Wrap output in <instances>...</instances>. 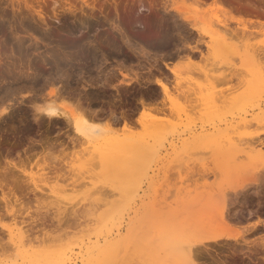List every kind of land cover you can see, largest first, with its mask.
<instances>
[{"label":"rangeland","instance_id":"374dc122","mask_svg":"<svg viewBox=\"0 0 264 264\" xmlns=\"http://www.w3.org/2000/svg\"><path fill=\"white\" fill-rule=\"evenodd\" d=\"M212 5L0 0V264H254L214 214L263 241L264 17Z\"/></svg>","mask_w":264,"mask_h":264},{"label":"bare ground","instance_id":"6f19581e","mask_svg":"<svg viewBox=\"0 0 264 264\" xmlns=\"http://www.w3.org/2000/svg\"><path fill=\"white\" fill-rule=\"evenodd\" d=\"M52 1V0H51ZM76 1V0H75ZM84 1V0H83ZM88 1V0H87ZM197 2H203L204 0H195ZM43 2V1H42ZM71 2V1H70ZM79 2V1H78ZM86 2V0H85ZM92 2V1H91ZM57 3V2H56ZM90 4V3H89ZM213 4L212 6L218 8V9H221L223 11H226L229 13V15H231V11H239V12H243V13H249V14H256L255 16H261V17H264V0H213ZM95 5H91L92 9L94 8ZM102 6L104 7V5H98V7H95L97 9H102ZM140 8L139 10H149L148 8H146L144 5H139ZM20 7V6H19ZM18 7V8H19ZM26 7V6H25ZM31 7V6H30ZM33 7V6H32ZM41 7V6H40ZM55 7V6H54ZM117 5H115V10L117 12ZM33 9V8H32ZM37 9V8H36ZM105 9V8H103ZM56 11V10H55ZM41 12V11H40ZM105 12V11H104ZM33 13V12H32ZM77 13V12H76ZM103 13V11H102ZM39 16H41V13H37ZM38 16V17H39ZM74 16V15H73ZM54 17V16H53ZM41 18V17H40ZM57 18V17H56ZM183 20H190L191 21V18L188 17V16H185ZM223 22V21H222ZM227 23V22H226ZM193 29H196V30H199L196 25L193 24L192 26ZM169 29V28H168ZM161 38V37H160ZM148 40V39H147ZM164 41V40H163ZM160 42V41H159ZM125 43V42H124ZM134 43V42H133ZM99 44V43H98ZM162 44V43H161ZM176 44V43H175ZM100 45V44H99ZM126 45V44H125ZM163 45V44H162ZM98 46V45H97ZM101 46V45H100ZM102 47V46H101ZM100 47V48H101ZM184 47V46H183ZM99 48V47H98ZM161 48V47H160ZM179 49V48H178ZM193 49V48H192ZM195 49V48H194ZM198 49V48H196ZM142 51V50H141ZM72 55V54H71ZM70 55V56H71ZM85 55V54H84ZM83 55V56H84ZM103 56V55H102ZM156 57V56H155ZM73 58V57H72ZM70 59V58H69ZM93 59V58H92ZM77 62V61H76ZM122 65V64H121ZM166 67L168 69L171 70L172 73H175V67H170V66H167ZM6 73V72H5ZM9 74V72H8ZM139 75V74H138ZM5 76V75H4ZM16 79V78H15ZM143 81V80H142ZM156 83L158 86L161 87L163 93H167L169 92V88H168V85L166 84L165 81H163V79L161 78H157L156 79ZM53 92V91H51ZM57 92V91H56ZM141 92V91H140ZM94 93V92H93ZM128 93V92H127ZM169 94V93H168ZM167 95V94H166ZM81 96V95H80ZM86 96V95H85ZM93 96V95H92ZM96 96V95H95ZM89 97V95H88ZM94 98V97H93ZM123 98V97H122ZM89 99V98H87ZM141 99V98H140ZM90 100V99H89ZM138 100V99H137ZM78 101V100H77ZM141 102V101H140ZM82 103V102H81ZM78 104V103H77ZM80 104V103H79ZM44 110H42L46 116L48 117H57V116H60L58 115V111L56 108L54 107H46V108H43ZM85 113V112H84ZM91 113V112H90ZM67 116V122L70 121V123L72 124L74 130L76 133H78L79 135L85 137V138H89V139H93L94 136H93V130L95 129V126L93 125V123H91L90 121H88L87 119V116H84L83 118V121H78L74 115H66ZM65 116V117H66ZM64 117V118H65ZM125 122V121H124ZM131 123V122H130ZM124 125V124H123ZM127 125V124H126ZM126 127V126H125ZM128 127V125H127ZM264 133V132H263ZM252 140V139H251ZM137 142V141H136ZM32 143V142H31ZM43 143V142H42ZM254 143V142H253ZM41 145V144H40ZM120 147H129L128 143L123 141L120 143ZM145 148V147H144ZM8 151V150H7ZM10 153V152H9ZM10 160V159H9ZM8 160V161H9ZM10 163V162H9ZM260 176V175H259ZM255 177V176H254ZM263 177V176H261ZM257 178V177H256ZM250 182V181H249ZM248 181L247 179L246 180H243L241 181L240 183L230 187L233 192L235 194H237L238 196V191H242L245 189V186L247 185ZM253 184V183H252ZM262 188V187H261ZM260 193V192H259ZM234 198H232L233 200ZM236 199V198H235ZM234 199V200H235ZM233 200V201H234ZM231 201V200H230ZM236 201V200H235ZM226 201L225 200H221L220 203L218 204V207H217V210L214 214V220L216 221V225L217 226H220L222 228H226V229H231V233H227L225 234L224 237L226 238H233L235 239V241L237 242V244L234 246L235 247H231L229 250H230V254L228 255L229 257L233 258L234 255H243V257L246 259H252L254 264H259V261L257 258H261V256L263 254H259L260 256L258 257V252L261 250V253H264V239L263 241H260V242H251L250 240L247 241V239L245 240L244 236L246 235L244 232V236L242 234V229L241 231L236 229V228H233L232 227V224L230 222V219L226 213H225V208L226 207ZM233 203V202H231ZM230 203V204H231ZM229 204V203H228ZM237 209V208H236ZM233 211V210H232ZM252 211V210H251ZM255 211V210H254ZM253 211V212H254ZM227 212V211H226ZM236 213V212H234ZM228 214V213H227ZM231 215V214H230ZM205 219V218H204ZM188 220H185V222H187ZM236 221V220H235ZM238 222V221H237ZM191 224V223H190ZM192 225V224H191ZM252 228H255V227H252ZM251 228V229H252ZM250 230V228H249ZM247 232V231H246ZM249 232V231H248ZM263 238V237H262ZM252 240V239H251ZM251 242V243H249ZM201 244H203L201 242ZM238 245V246H237ZM193 246V245H192ZM208 249V251L206 250ZM214 251L216 252L217 250L215 249H211L210 247L208 248H205V251H207V255H210V251ZM259 250V251H258ZM204 252V251H203ZM229 252V251H228ZM206 255V254H205ZM217 255V253H216ZM257 255V256H256ZM185 256L186 258L188 259L189 261V264H202V262L196 260L197 258H199V256H203L202 255V251H195V249L193 247H189V248H186L185 249ZM241 257V256H240ZM255 259V260H254ZM262 261L264 262V256H262ZM213 264H230L226 259L224 260H220L219 262H215ZM234 264V263H233Z\"/></svg>","mask_w":264,"mask_h":264},{"label":"flooded vegetation","instance_id":"af4514ba","mask_svg":"<svg viewBox=\"0 0 264 264\" xmlns=\"http://www.w3.org/2000/svg\"><path fill=\"white\" fill-rule=\"evenodd\" d=\"M251 192H254V190L253 191H250V193ZM256 192V191H255ZM263 207H264V200H260V204L258 205V207L256 208V209H254L257 213L256 214H254L255 216H258V213L260 212V213H262V209H263ZM240 209L239 208H237V211H239ZM236 211V212H237ZM243 212L240 214L241 215V217L243 216L244 218H248V216H247V211H245V210H242ZM241 211H239L238 213H240ZM244 213H245V215H244ZM242 217V218H243Z\"/></svg>","mask_w":264,"mask_h":264}]
</instances>
